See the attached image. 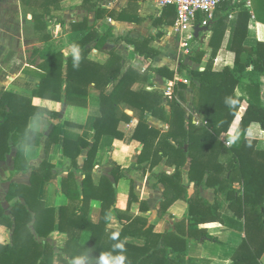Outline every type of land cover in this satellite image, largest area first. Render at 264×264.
<instances>
[{
    "label": "trees",
    "instance_id": "trees-1",
    "mask_svg": "<svg viewBox=\"0 0 264 264\" xmlns=\"http://www.w3.org/2000/svg\"><path fill=\"white\" fill-rule=\"evenodd\" d=\"M32 1L20 0L25 7H31ZM50 1L35 0L39 4L37 8L40 11L30 10L35 33L42 36L45 43L41 49H35L32 53L33 57L43 61L41 84L34 92V96L58 102L65 101L67 105L65 125L70 128H82L87 116V89L85 81L76 73L78 71L76 62L80 57H87L89 51L80 52L69 59L67 64L64 55L53 49L49 43L50 14L46 12L49 10ZM86 1L89 3L88 10L97 8V3H93V0ZM76 4L73 0V5ZM170 8L173 7L164 9ZM249 21L250 16L243 11L233 35V44L228 50L220 45L225 34L220 35L217 29L213 31L214 35L210 42L213 49L212 59L205 70H192L184 66L179 68V73L185 72L191 81L200 84L199 87L193 86L196 90L194 113L203 118L205 123L203 128L193 124V117L186 118V112L176 99H173L171 112L167 114L163 108L164 96L157 93L151 84L146 88L135 90L134 86L138 84V77L141 76L139 71L130 69L123 74V66H120L110 73L103 82L105 88L101 95V117L94 125L95 143L91 147L88 141L81 138L65 140L64 171L68 173V177L63 183V192L70 204L60 212V230L61 233L68 234V239L60 248L59 264H77V261L79 264H103L104 257L108 259L109 264H121V257H124V264H186L190 240L200 244L210 242L222 245L217 238L208 234L207 229L199 228L209 224H223L219 204L212 205L202 199L199 196L201 188L226 195L231 213L244 221L245 239L234 255L232 264H262L264 150H258L257 146L264 141V106L253 96L246 98L236 95V90L241 85L258 91L264 78V24H258L256 27L258 45L246 47L244 44L248 35ZM81 26L83 25L75 28ZM80 37H85V34L78 32L71 35V39ZM97 38L99 39L97 47L102 50L106 43L103 36L97 37L96 34L89 33L86 40L82 39L81 43L86 45ZM131 44L138 51L139 42L131 41ZM221 51L226 55L221 56ZM65 67H68L66 81L63 80ZM110 69L112 66L109 67ZM150 72L169 79H173L176 74L168 68L150 67L147 73ZM112 85H115L114 90L107 95L106 91ZM183 87L187 86L183 85ZM179 98L180 101L185 102L183 94H180ZM233 100L236 101L234 105ZM122 106L129 108L140 122L133 131L132 138L142 143L144 150L138 164L132 169L141 171L142 175L146 174V170L142 167L144 156L151 151V137L157 133L147 125V118L151 116L170 126V131L164 140L174 152L176 172L172 176L164 173L156 176L166 188L159 217L164 218L169 206L179 200L186 202L190 207L189 217L177 222L174 232L157 233L154 227H148L144 220H132L130 224L125 222L124 212L120 208L122 202L119 184L121 182L127 184L129 207L139 200L134 194L133 182L128 179L126 170L121 166L112 164L115 184L107 178H103L99 186L94 184L93 172L97 165L95 161L101 139L104 136L122 139L123 135L118 132V125L121 121L131 120L121 110ZM29 107L31 108L30 100L12 93H4L0 98V138L3 144L5 142L0 152V160H4L11 152L9 146L11 138L14 145L18 144L20 138L24 139L23 127L27 128L29 119L37 115L30 113L24 119L23 111ZM250 129L254 133L252 136L248 135ZM231 130H233L232 136L238 134V139L226 148L220 140L221 135L230 133ZM53 134L57 137L58 130L55 129ZM24 147L21 144L17 154L16 170L23 172L32 170V184L30 188L12 185L9 199L19 194L23 196L28 208L20 203L15 204L13 209L15 223L12 224L0 207V226L10 229L14 227L13 246L0 245V264H47L49 258L54 255L53 248L49 244L42 245L35 240L29 225L33 223L37 235L44 239H48L55 231L56 210L45 208L44 204L38 201V194L41 185L50 183L56 176L51 173L52 166L48 162H44L39 169H32L29 165L21 169ZM89 148L90 151L80 170L83 179L82 192L75 184L74 189H68L69 182L66 181L75 179L71 170L79 168L78 159L82 150ZM222 152L229 155L228 162L232 169L229 174L238 176L239 188H236L237 182L232 177H226L224 182L217 178L225 168L221 161L215 162ZM188 161H190L189 182L195 187V194L191 197L188 195V188L183 185L182 169ZM94 200L102 204L98 225L91 223L89 219L90 204ZM112 215L118 217L124 226L123 230L107 229ZM84 231H91L93 234L87 244H81V235ZM129 238L141 240L144 245L128 243Z\"/></svg>",
    "mask_w": 264,
    "mask_h": 264
},
{
    "label": "crops",
    "instance_id": "crops-1",
    "mask_svg": "<svg viewBox=\"0 0 264 264\" xmlns=\"http://www.w3.org/2000/svg\"><path fill=\"white\" fill-rule=\"evenodd\" d=\"M75 1L76 6L73 5V0H51L49 10L46 12L50 14L49 43L54 50L64 55L67 64L69 59L80 52L89 51L87 57H80L76 62L78 69L76 73L85 81L87 89V116L82 128H70L65 125L67 112L65 101L58 102L34 96V92L41 84L43 61L33 57L32 53L33 50L41 49L45 45L42 36L36 35L34 21L30 15L31 9L40 11L35 0L32 1L31 7L23 6L20 0H0V98L4 93H12L28 99L31 101V108L23 111L24 119L30 113L37 114L29 119L27 128L23 127L24 139L20 138L18 144L14 145L11 138L9 140L11 152L4 160H0V207L12 224L15 223L13 216L15 204L20 203L28 208L23 196L19 194L9 199L12 185L30 188L32 184V170L29 172L16 170L17 154L23 144L25 149L24 160L20 163L21 169L26 165L32 169H39L44 162H48L52 166L51 173L56 176L50 183H43L38 194V201L43 203L45 208L56 210L55 231L48 239H44L37 235L33 223L29 225L39 244H49L53 248L54 255L49 258L47 264H59L60 248L68 239V234L61 233L60 230L61 209L69 207L70 204L63 192V183L68 177V173L64 171L65 140L81 138L88 141L91 147L95 143L94 125L101 117V95L105 88L103 82L110 73L120 66H123V74L130 69L139 71L141 76L138 77V84L134 86L135 90L151 84L157 93L164 96L163 108L167 114L171 112L172 97L176 95L180 99V94H183L185 102L181 101L180 104L186 112V118L193 117V124L203 128L205 127L203 118L194 113L196 90L193 86L199 87L200 84L191 81L185 72L179 73V68L184 66L192 70H205L208 67L213 54L210 42L216 29L220 35L225 34L220 41L222 48L230 49L243 11L250 16L248 35L244 44L246 47L258 45L256 27L258 24H264V0L256 1L251 10L244 6L222 5L210 23L209 33L199 34L198 38L195 37V29L202 27L203 17H199L188 31L182 34L175 29L176 9H162L151 0H93V3H97V8L92 10H88L89 3L86 0ZM78 25L83 26L75 28ZM78 32L85 34V37L71 39V35ZM89 33L106 39L102 50L97 47L98 38L86 45L81 43L86 40ZM131 41L139 42L138 51ZM225 55L226 53L221 51V56ZM108 66H112V69L109 70ZM150 67L168 68L175 72L176 76L169 79L151 72L146 75ZM67 71L68 67H65L64 81L67 80ZM120 79L121 77L116 84ZM114 87L115 85L109 87L106 94L110 95ZM236 95L246 98L253 96L264 106V78L258 91L241 85L237 88ZM121 110L131 120L121 121L118 125V132L123 135L122 139L113 136H104L101 139L95 161L97 165L93 172L94 184L99 186L103 178L115 184L112 164L121 166L126 170L128 179L133 182L134 194L139 200L129 207L127 184L124 182L119 184L122 202L120 208L124 212L125 222L130 224L132 220H144L148 227L153 226L157 233L174 232L175 224L189 217L190 207L186 202L179 200L169 206L164 218L159 217L166 188L156 176L162 173L172 176L176 172L174 152L164 140L170 126L151 116L147 118V125L157 133L151 137V151L144 156L142 167L146 174L142 175L141 171L132 169L138 164L144 150V145L132 138V133L140 122L129 108L122 106ZM55 129L59 133L57 137L53 134ZM224 144L227 148L231 146L228 143ZM260 144L264 147V141L258 144L257 149L264 150L259 148ZM4 145L5 142L3 144L0 138V152ZM89 151L90 148L82 150L78 159L79 168L71 170L75 179L66 181L69 182L68 189H74L75 184L82 192L83 179L80 170ZM189 168L190 161L182 171L183 185L188 188V195L191 197L195 194V187L189 182ZM199 196L212 205L219 204L223 224H209L199 228L207 229L208 234L217 238L222 245L210 242L200 244L190 240L186 264H232L234 255L245 239L244 221L231 213L226 195L201 188ZM101 210L100 201L91 202L89 210L91 223L99 224ZM107 229L121 231L124 226L116 215H112ZM92 236L91 231H84L81 235V244L89 243ZM127 241L138 246L144 245L143 241L134 238ZM13 244L14 227L10 229L0 226V245L12 247Z\"/></svg>",
    "mask_w": 264,
    "mask_h": 264
},
{
    "label": "built area",
    "instance_id": "built-area-1",
    "mask_svg": "<svg viewBox=\"0 0 264 264\" xmlns=\"http://www.w3.org/2000/svg\"><path fill=\"white\" fill-rule=\"evenodd\" d=\"M160 8L173 7L176 9L177 32L185 33L199 17H203L202 27H209L215 13L224 4L232 6H244L252 9L253 4L258 0H151ZM187 47V45H185Z\"/></svg>",
    "mask_w": 264,
    "mask_h": 264
},
{
    "label": "rangeland",
    "instance_id": "rangeland-1",
    "mask_svg": "<svg viewBox=\"0 0 264 264\" xmlns=\"http://www.w3.org/2000/svg\"><path fill=\"white\" fill-rule=\"evenodd\" d=\"M36 3V2H35ZM39 6V4H38V2L36 3V7H38ZM30 53L32 52V51H29ZM146 75H148V73H146ZM175 76H176V74H175ZM175 78V77H174ZM173 99H176L179 103H181V101H180V99H178L177 98V96L176 95H174L173 97H172V102H173ZM236 125V124H235ZM234 125V126H235ZM232 131L233 130H231L230 131V133H227V134H222L221 135V140H222V143L224 144V143H228V141L230 140V138L232 137ZM225 145V144H224ZM226 147V146H225ZM227 148V147H226ZM259 148H264L263 147V145L262 144H260L259 145ZM227 152V151H226ZM226 152H222V154L221 155H219V158H217V161H215V162H222L224 165H226V167L223 169V171L219 174L220 176H218L217 178L219 179V180H221L222 182H224V180L226 179V177H232V178H234L235 179V181L237 182L236 184H235V186H236V188H239V184H238V182H239V178H238V176L237 175H235V174H229L230 173V171L232 170L231 169V166H230V164H229V162H228V158H229V155H228V153H226ZM262 264H264V258H263V260H262Z\"/></svg>",
    "mask_w": 264,
    "mask_h": 264
},
{
    "label": "clouds",
    "instance_id": "clouds-1",
    "mask_svg": "<svg viewBox=\"0 0 264 264\" xmlns=\"http://www.w3.org/2000/svg\"><path fill=\"white\" fill-rule=\"evenodd\" d=\"M236 103V101H232V104L234 105ZM248 135L252 136L254 135L253 131L250 129L248 131ZM236 139H238V134L235 136H232L231 139L228 141V144H232L236 141ZM77 264H79V262L77 261ZM103 264H109L108 259L106 257L103 258ZM121 264H124V257H121Z\"/></svg>",
    "mask_w": 264,
    "mask_h": 264
},
{
    "label": "water",
    "instance_id": "water-1",
    "mask_svg": "<svg viewBox=\"0 0 264 264\" xmlns=\"http://www.w3.org/2000/svg\"><path fill=\"white\" fill-rule=\"evenodd\" d=\"M209 28L210 27H197L195 29V33H196V38L199 37V34H203V33H209Z\"/></svg>",
    "mask_w": 264,
    "mask_h": 264
}]
</instances>
